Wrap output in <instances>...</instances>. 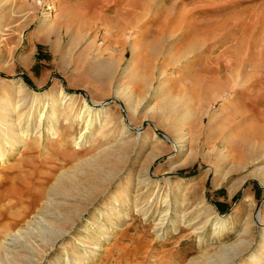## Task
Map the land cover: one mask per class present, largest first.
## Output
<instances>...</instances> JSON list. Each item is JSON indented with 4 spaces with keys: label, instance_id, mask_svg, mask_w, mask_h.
Instances as JSON below:
<instances>
[{
    "label": "rangeland",
    "instance_id": "obj_1",
    "mask_svg": "<svg viewBox=\"0 0 264 264\" xmlns=\"http://www.w3.org/2000/svg\"><path fill=\"white\" fill-rule=\"evenodd\" d=\"M46 13L54 31L50 40H59L57 52L36 32ZM0 26L2 81L22 80L34 92L61 88L78 97L75 108L80 98L96 108L108 105L129 131L119 140L117 127L91 130L76 147L80 125L64 124L59 107L54 111L57 136L47 138L43 133L39 138L31 129L17 152L0 165V194L12 179L19 182L25 177L33 187L28 192L26 183L20 182L15 197L0 201L17 205L0 217V243L9 242L7 234L26 223L34 230L42 222H54V231L68 232L63 244L57 242L50 249L37 240L26 250L29 254L18 255L39 259L34 264H65L79 255L88 258L87 264H209L237 240L251 244L234 264L257 253L264 225L255 219L264 217V185L255 177L239 188L236 184L264 166L260 160L248 164L249 147L258 151L264 144V0H0ZM136 38L142 43L130 66L136 75L123 74ZM159 86L164 95L153 94ZM118 88L129 90L138 102V113L128 115L124 102L116 98ZM165 95L168 119L165 125H156L145 116L160 108ZM21 106L13 120L29 115L27 106ZM185 112L192 116L183 130L199 140L180 155L168 133L174 118ZM211 117L210 140L195 136L198 127L207 130ZM138 128L144 131L145 145L136 147L132 143ZM19 130L20 134L24 128ZM155 137L159 143L152 141ZM110 147L114 149L107 152ZM156 148L162 153L149 164L150 151ZM215 149L230 154L222 163L226 178L218 180L216 191L213 171H208L215 163V154L209 151ZM63 172L68 173L63 180L68 191H60L63 195L54 197L53 204L43 205L34 193L37 184L51 182ZM178 179L185 181L180 187L182 205L173 206L159 222L168 204L165 197ZM137 189L136 199L125 205L123 193L134 195ZM246 194L252 207L244 201ZM203 206L211 207V216L231 215V228L221 237L213 236L212 222L200 228L206 216ZM245 219L250 221L240 233ZM92 235L98 237L91 240L89 250L86 242Z\"/></svg>",
    "mask_w": 264,
    "mask_h": 264
},
{
    "label": "bare ground",
    "instance_id": "obj_2",
    "mask_svg": "<svg viewBox=\"0 0 264 264\" xmlns=\"http://www.w3.org/2000/svg\"><path fill=\"white\" fill-rule=\"evenodd\" d=\"M43 15L39 19L36 32L39 35H41V37H43L44 40L48 41L52 49L55 52H57L59 49V40L57 39L56 40L54 39L53 41L50 40V34L51 32H54V31H52L53 28L48 27V24H47L49 14L46 13L44 17ZM26 24L27 22L24 23L22 27H24ZM1 30L2 28L0 26V47L2 46V42L4 40L3 35H2L3 32ZM56 34H58L57 31H56ZM21 36H22L21 33H19L18 35L19 41L21 40ZM58 36L56 37L58 38ZM137 39L138 38L133 39V41L131 42L130 49L132 53V58L130 59V61H128L126 67L122 69L123 74L127 72L128 73L127 75H136V72L134 70H130L131 69L130 66L132 65V62L134 60V55H136L142 48L141 40H137ZM180 57L174 58L173 62L177 64ZM0 58H1V55H0ZM159 75L162 77L164 75V71H161ZM238 84L239 86H245L243 85L244 83H241V82H238ZM119 88L115 91V95H116V98H119L121 101L124 102L126 110L129 113L128 115H135L136 113H138L139 112L138 107L135 106V103H138V102L137 101L134 102V100L132 99V95L129 93V90L127 88L125 89H119ZM153 94L164 95L162 87L159 86L155 88V90H153ZM166 97L167 96L165 95L162 98L160 108L156 110L151 109L146 113L145 117L148 118V120L149 119L155 120L156 125H162V124L165 125L168 119V116H167L168 98ZM76 99H78L76 95L68 94L64 92L61 88L52 87L51 89L44 90L42 92H34L28 89L26 87V84L22 80H12L8 82H4L0 78V165H4V162L7 159H10L9 157L12 156L14 152H17V148L19 147L21 143H24L26 141L25 139L29 136L31 129L32 130L36 129V132L39 138L43 133L46 135L47 138L55 137V135L57 136V132L59 130V127H58L59 122L58 123L54 122L55 120L54 111H56L58 107L61 109L60 115L58 117L59 119H62L64 124L72 125L73 123H78L80 125L81 129L78 134L79 136L76 137L74 140L75 141L74 146L76 147L81 146V144L86 139V135L87 133H89V131L95 130V129H102L103 127H106V126L107 127L109 126L117 127L118 129H120L121 137L119 138V140L123 138L122 136L124 133H127L129 135L128 128L125 124L122 123L121 117L117 115H111L110 107L108 105L102 106L100 108H96L94 106L89 105L85 99L80 98L79 99L80 105L79 107L75 108L74 102ZM186 101L185 102L182 101L183 104H185ZM21 105L27 106L28 108L27 111L29 115L22 119L20 118L18 120H13V117L17 115ZM191 116H192V113L185 112L182 115L176 116L174 120L172 119L173 121L170 124L172 127V130H170L171 132H169L168 134L172 138L173 143L175 147L177 148L178 154L180 155L184 154V151L187 149V147L190 146L189 148L191 149L193 141L199 140V138L197 137L195 138V137L189 136L186 133V131L183 130V126L185 125L186 120L191 118ZM212 119H213L212 117L209 119L207 130H201L203 129L202 127H198V130H194L198 132L195 136H198V135L200 136L202 134L205 136L206 141L210 140V138L212 137L211 136L212 130H209V126L212 122ZM22 127L24 128V130L23 132L21 131V133L19 134V131H20L19 128H22ZM143 136H144V131L141 130L140 128L136 129L135 138L133 139L132 145L133 146L136 145V147L145 145L144 144L145 139L144 141L142 140ZM152 141L154 143H159L160 139L155 137L153 138ZM122 146L124 149V145ZM111 149H114V148L110 147L109 149H107V152ZM256 149L257 147L255 146L249 147V150H248L249 151V154H248L249 155L248 157L249 165L253 162H256V161L258 162V160H260V164L261 163L263 164L264 144H261L259 146L258 151ZM131 151L132 150L130 151L127 150V154L131 153ZM107 152L105 153L107 154ZM209 152L215 154L214 155L215 163L208 167V171L210 170L213 171V177H214L213 182H212L213 186H219L218 185L219 183L217 184V182H219L218 180L221 179L222 181H224L227 175L226 173L222 174V169H223L222 163H224L223 161H225L230 156V154L223 155V153H220L221 151H217L216 149L210 150ZM161 153L162 152L158 148L152 149L150 151V157H148L149 164ZM253 164H256V163H253ZM240 168L241 167L238 166L235 169L239 170ZM145 171H147V169ZM253 174H248L244 176L240 181L237 182L236 184L237 186L235 185L236 188H239L241 184L249 177L257 178L264 185V166L257 169V171H255ZM67 177H68V173L63 172V173H60L59 177H54V178L52 177L53 179L51 182L43 181L37 184V187H36L37 189L35 190L34 193L38 192L37 194L40 197V200L43 205L46 203H50V205L53 204L54 197L63 195L60 191H66V190L68 191L67 187L63 185V180L67 179ZM147 179L148 178H146L145 180ZM26 180L28 179L24 177V179L19 180V182H16L18 181L16 179H12L10 182H8L5 186L6 187L5 192L0 194V201L4 200L5 202V199L15 197V195L18 193V190L20 188L19 186L20 182L26 183V189L28 192L33 190V187L31 186L30 181L27 182ZM143 181L144 180H142L141 182ZM184 182L185 181H183L182 179H178L176 181V184L172 187V189L169 188V192H168L169 194L166 195L165 200H164V203H168V204L166 205L164 210H162L161 214L163 215L159 219V222L160 221L162 222V220L165 219V217L169 214V212H172L173 206L182 205L181 196L183 195V191L181 190L180 187L181 185L184 184ZM155 184L157 183L155 182ZM236 188H234L233 186V188L229 189L230 193L234 192ZM137 191L138 189L133 193L134 195H130L126 191L123 193V201L125 205H128L129 202H131L132 198L133 200L136 199ZM244 201L248 202L249 207H252L253 204H252V199L250 195L246 194L244 196ZM89 204L91 203H88L87 205ZM199 204L202 205L203 203L200 202ZM13 207H17V205L14 206L10 202L8 204L0 205V217L3 213L10 211ZM77 209L80 215L83 214V210H79V208ZM87 209H88V206H86L85 211ZM202 210H203L202 212L206 213V216L200 228L205 227L208 222H212L213 236L217 238L224 235L228 231V229L231 228V223H232L231 215L228 216L227 218H221L216 215L211 216V214H213L214 212L210 206H203ZM57 216H60V214L57 213ZM253 217L254 216L252 213L251 219H253ZM249 221H250L249 219H245V221L239 226L238 232L243 233V231L245 230V226L248 224ZM255 221L259 225H264L263 215L260 214L255 219ZM53 223L51 224L47 222H42V224H40L41 225L40 227L42 229H40V227H36L34 228V230H32L30 227L32 224L26 223L23 229H21L20 227L21 230H18L15 233L10 234V235L7 234V236L10 237L11 242L9 241V242L0 243V264H34L39 259L34 260L33 258H30V257L21 258V255H18L17 252L24 251V253L29 254V252H26V250H30V246L35 247V245H37L36 243L37 240L40 241V245L51 246L50 249H52L56 245L57 242H60L61 244H63L62 241L64 240V236L68 232L61 228L55 229L54 231L53 228L55 227L54 226L55 224ZM69 225L72 227L74 226L73 223ZM105 229H106L105 224L99 227V231L102 233L105 231ZM96 237L98 236L92 235L91 237H89L88 242H86L87 245L89 246L87 248H90V246L92 245L91 240H94ZM157 238L159 239L160 237L157 236ZM260 240L261 241H260L259 249L257 250V253H256L257 255L250 254L246 260H242V261L240 260L239 264H264V227H262V229L260 230ZM250 242L243 241V240H237L236 243L234 242L233 245L229 246L230 248L229 250H226L224 251V253L222 252V254L217 255L216 257L210 259L211 261H208V263L209 264L237 263L238 257L241 254H243V251L246 248L247 249L249 248L251 244ZM97 248L98 246H95V249ZM89 250H91V248ZM42 251L41 253L43 254L47 253L44 250ZM38 254L39 253L33 254V255L36 256ZM82 255H86V254H82ZM83 257L84 256L79 255L74 258H67L65 264H87L88 258L86 257V259L83 260Z\"/></svg>",
    "mask_w": 264,
    "mask_h": 264
},
{
    "label": "crops",
    "instance_id": "obj_3",
    "mask_svg": "<svg viewBox=\"0 0 264 264\" xmlns=\"http://www.w3.org/2000/svg\"><path fill=\"white\" fill-rule=\"evenodd\" d=\"M212 186H213V185H212ZM219 187H220V186H213V190L216 191V190H218Z\"/></svg>",
    "mask_w": 264,
    "mask_h": 264
}]
</instances>
